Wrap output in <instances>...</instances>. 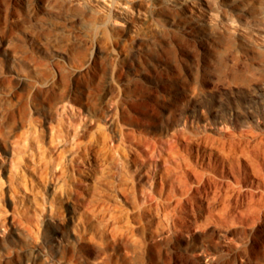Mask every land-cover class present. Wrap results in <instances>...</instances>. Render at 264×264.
Returning <instances> with one entry per match:
<instances>
[{"label":"rangeland","instance_id":"rangeland-1","mask_svg":"<svg viewBox=\"0 0 264 264\" xmlns=\"http://www.w3.org/2000/svg\"><path fill=\"white\" fill-rule=\"evenodd\" d=\"M236 84L264 0H0V264H264Z\"/></svg>","mask_w":264,"mask_h":264},{"label":"bare ground","instance_id":"bare-ground-1","mask_svg":"<svg viewBox=\"0 0 264 264\" xmlns=\"http://www.w3.org/2000/svg\"><path fill=\"white\" fill-rule=\"evenodd\" d=\"M180 1L182 0H169V2ZM240 8L241 10H243L244 14L247 15V17L251 16L250 9L247 4L241 5ZM235 86L237 88H235L234 90L230 89L229 91L235 97L237 106L236 104L234 105L230 101L224 99V97L219 98L220 106H222V104L227 105V107L229 108V113L232 115V117L237 116L240 120V123H243V125H248L247 123L250 121V118H258L259 115L264 114V85H259V89H256L255 87L250 85L242 86V84H236ZM220 114V107H218L217 109H215V115ZM58 156H60V153ZM56 164H61V168H64L65 166L62 163L60 157L56 158Z\"/></svg>","mask_w":264,"mask_h":264}]
</instances>
